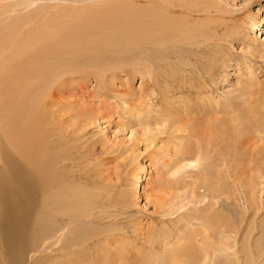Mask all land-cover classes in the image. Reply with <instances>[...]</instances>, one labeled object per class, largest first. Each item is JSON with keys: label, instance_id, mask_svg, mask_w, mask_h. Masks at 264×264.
I'll return each mask as SVG.
<instances>
[{"label": "bare ground", "instance_id": "6f19581e", "mask_svg": "<svg viewBox=\"0 0 264 264\" xmlns=\"http://www.w3.org/2000/svg\"><path fill=\"white\" fill-rule=\"evenodd\" d=\"M212 5L210 0H0V264H26L29 252L32 264H205L221 250L218 245L232 264H253L250 254L240 261L237 246L241 236L251 243L253 222L220 215L231 202L244 216L254 213L253 202L245 197L248 207L240 206L235 191L244 192L243 171L264 173V92L242 90L226 105L209 104L206 93L227 67L224 47L214 25L190 15ZM130 64H143L145 73L142 67L137 71L152 89L159 76L168 82L169 88L157 91L164 112L159 122L176 124L202 144L197 155L210 149L223 168L204 184L207 202L191 217L199 227L184 236L175 235L180 226L166 238L151 236L150 227L142 228L133 217L131 189L54 185L50 162L63 108L65 117L85 116L59 98L78 79L105 85L117 69L128 75ZM188 211L180 217H190Z\"/></svg>", "mask_w": 264, "mask_h": 264}, {"label": "rangeland", "instance_id": "374dc122", "mask_svg": "<svg viewBox=\"0 0 264 264\" xmlns=\"http://www.w3.org/2000/svg\"><path fill=\"white\" fill-rule=\"evenodd\" d=\"M210 1L213 5L209 10L190 15V19L199 18L206 21L205 26L214 25L215 38L224 47L220 52L226 57L227 67L218 73L214 89L206 93L209 97L203 95L208 97L210 105L220 107L242 90L264 92V0ZM138 67L145 73L143 64L126 65L125 69L130 71L128 75L117 69L115 76L106 79V86L97 84L94 79H78L70 86L71 93L59 98L62 102H72L85 116L82 120L65 117L66 109L63 108L57 123L58 129L61 128L58 130L60 137L52 145L54 158L50 162L56 180L54 185L68 183L81 189L103 188L113 192L131 189L134 193L133 217L142 228L150 227L151 236L160 234L159 238H166L176 226L182 229L175 235L184 236L186 231L199 227V222L191 217L207 202L204 184L212 181L223 168L210 149L208 154L197 155L196 147L201 153L202 144L186 136V132L181 133L176 124L168 120L159 122L164 112L158 93L169 88V84L159 76L160 82L152 89L137 71ZM205 147L202 146V150ZM191 154L194 155L189 156ZM243 172L246 176L241 175L243 181H240L247 182L246 187L244 192L237 189L235 194L240 206L248 207L245 197L251 200V213H254L244 216L231 202L230 209H222L220 218H228L225 219L228 221L230 218V222H234L239 215L247 224L253 222L255 230L249 240L251 243L242 236L239 238L240 261L246 259L247 262L253 255V264H264V173ZM186 210L190 217H180L181 211ZM187 221L195 225L190 226ZM218 246L221 250L212 255L213 261L205 264H222L224 260L232 264V259L226 257L228 251ZM33 257L29 252L26 264H32Z\"/></svg>", "mask_w": 264, "mask_h": 264}]
</instances>
